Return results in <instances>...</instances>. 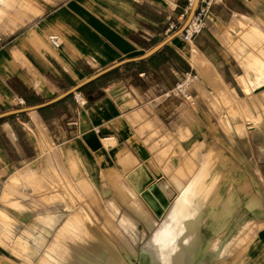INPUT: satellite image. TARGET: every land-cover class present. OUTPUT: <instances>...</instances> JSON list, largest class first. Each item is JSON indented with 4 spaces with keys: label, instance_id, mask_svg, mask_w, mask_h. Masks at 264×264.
Segmentation results:
<instances>
[{
    "label": "crops",
    "instance_id": "0c3cea01",
    "mask_svg": "<svg viewBox=\"0 0 264 264\" xmlns=\"http://www.w3.org/2000/svg\"><path fill=\"white\" fill-rule=\"evenodd\" d=\"M7 1L0 0V9ZM192 5L188 0H61L54 11L48 8L28 24L17 23L9 33L0 31V41H6L0 43V113L45 103L109 68L52 103L0 117L1 231L7 234L4 223H12L6 212L17 214L15 202L25 201L27 189L22 190L20 185L31 182L36 167H46L41 158L49 143L74 185L71 177L82 178L83 170L122 169L125 175V169L135 161L151 175L147 187L155 182L162 184L155 170L164 176L161 169L166 159L161 154L166 145H171L173 153L187 143L209 144L208 135L216 134L210 122L218 119L209 106L218 104L222 108L228 102L216 96L210 100L194 85L189 90L191 98L186 100L174 85L187 73H195L196 82L212 90L217 77L207 74L201 78L192 65L194 58L200 69L218 74L227 94L229 89L235 90L238 106L245 99L239 82L240 76L246 79L242 75L244 67L220 37L236 16L249 19L264 33V0H213L205 28L186 42L177 32ZM50 35L58 37L59 46L51 44ZM259 66L253 65L251 70ZM76 94L81 97L78 101ZM246 97L252 103V120L258 125L251 126V136L257 138L252 152L257 158L253 155L249 176L244 174L251 190L258 188L264 194V108L257 105L264 98V84L252 88ZM220 112L218 115H222ZM240 114L239 121H244L243 112ZM181 133L187 135L186 140L181 141ZM164 138L170 140L162 142ZM169 165L174 168L171 162ZM77 184L83 189L87 185L83 180ZM169 186L175 189L172 182ZM123 201L129 208L131 199L123 195ZM253 202L251 198L249 205ZM222 207L231 210L226 202ZM228 213L225 211L219 222L204 229L212 234L219 232L214 237L219 238V249L224 248L228 233ZM43 217L54 221L51 234L56 232V219ZM241 217L237 215L236 220ZM260 217L264 219V212ZM29 225L35 230L31 222Z\"/></svg>",
    "mask_w": 264,
    "mask_h": 264
},
{
    "label": "rangeland",
    "instance_id": "374dc122",
    "mask_svg": "<svg viewBox=\"0 0 264 264\" xmlns=\"http://www.w3.org/2000/svg\"><path fill=\"white\" fill-rule=\"evenodd\" d=\"M60 1L8 0L2 6L0 31L9 33L17 23L27 22L28 24L31 18L43 15L48 8L54 11ZM257 28L262 31L258 26ZM52 32L59 34L56 30ZM49 33L50 31L47 34ZM247 33L244 35L240 31L232 32L228 26L220 37L222 42L229 46L242 61L244 67L242 75L249 86V92H246L240 83L245 99L240 100L237 106L236 92H233L235 90L229 89L230 94H227V89L218 74L202 67L198 72L200 77L204 78L207 74L215 75L217 81L212 83L211 91L199 88L194 82L192 85L201 95L210 100L216 96L228 102V105H222V108L218 104L209 106L210 111L218 116L217 121L210 122L216 134L208 135L209 144L196 141L188 146L187 143V146L179 147V152L173 153L171 145H166L161 154V158L166 159L165 167L161 169L164 176L158 175L161 183L163 185L166 183L164 190L168 191V201L174 202L173 207L177 215H179L178 209L182 206L186 207V210L182 211L183 214L179 215L183 236L178 237L177 248L173 249V253L177 257H182L187 264H264V219L260 217L264 212V194L258 188L252 191L246 181V174L251 173L253 155L257 158V154L252 152L255 138L251 136V126L256 124L257 128L258 125L252 120V103L246 94H249L252 88L255 89L264 84V36L254 32L253 35L250 34L251 32L248 33L250 35ZM0 43H6V41H0ZM258 64H260L259 67L251 70L253 65ZM257 105L261 109L264 108V98L261 97L260 104ZM218 112L222 115H218ZM240 112H243L244 121H239ZM219 127H221L220 130H216ZM180 136L181 141L187 139L185 134L181 133ZM169 140L164 138L162 142ZM259 141L262 139L260 138ZM46 152L41 161H45L47 168H44L43 164L36 167L33 171L35 176L31 171L32 176L29 178L31 182L26 183L25 186L20 185L22 190H27H25V201L15 202L17 214L6 212L12 223L10 221L4 223V228L9 233L5 234L0 230V245L3 247L0 249V264H37L38 259L30 257L27 246L32 242V237L39 232L38 226L45 219L42 216L51 215L56 219L54 230L57 231L53 237L47 238L51 240L49 243H55L56 236H64L72 229L70 226H65V222L68 216L76 211L90 214L104 232V239L108 238L109 243L122 250L121 253L129 264L163 263L162 257L149 252L152 245L159 242L165 250L169 251L170 241L158 230L162 220L152 212L149 206L155 218L152 226L137 215L138 212L135 209H132V204L137 202L139 196L127 179L132 174V169L128 172V169H125V175L122 169H97L93 173L91 170H83L80 174L82 178L71 177L76 183L74 185L67 177L65 169L60 166L57 152L50 143L47 144ZM222 157H224L223 163ZM160 162L163 163V160ZM170 162L174 166L173 169L169 165ZM168 165L170 167H167ZM196 177L198 180L194 183ZM78 180H83L87 184L84 189L77 184ZM169 182H172L176 190H172ZM15 186H18L16 181ZM180 190L182 193L178 197ZM123 195L131 199L130 209L123 201ZM251 198L254 202L249 205ZM113 202H116V206H113ZM222 202H226L231 210H224ZM255 207L256 210H253ZM21 209H24L23 212H27L29 216L23 214ZM225 211L229 212L226 216V226L229 228L224 238V248L219 249V238H214L215 235H219V232L212 234L204 229L219 222ZM239 214L242 217L240 221L239 218L237 221L236 216ZM30 222L35 230L29 225ZM27 230L31 232H26ZM203 233L213 241H209L208 238L203 243L196 241L197 248L195 246L192 248L196 235ZM84 239L90 241L89 236ZM76 243L82 244L79 241ZM57 248L59 251L60 246ZM47 249L48 245L41 257ZM52 254L53 261L57 263L63 261L56 250ZM51 260L49 263L54 264Z\"/></svg>",
    "mask_w": 264,
    "mask_h": 264
},
{
    "label": "bare ground",
    "instance_id": "6f19581e",
    "mask_svg": "<svg viewBox=\"0 0 264 264\" xmlns=\"http://www.w3.org/2000/svg\"><path fill=\"white\" fill-rule=\"evenodd\" d=\"M232 20L233 21L229 25V28L232 32L240 31L244 35H246V32H251L250 34L252 35L254 33H258L260 36H264L262 31L257 30V26L249 19L241 16H236ZM240 42L242 41L240 40ZM191 60L193 63L192 65L195 66L196 70L199 72L200 68L195 63L194 58H192ZM240 77L239 82L242 84L246 92H249L247 80ZM193 82L194 84L196 83V86H198L199 88L207 91V89L203 87V84L201 85L199 82H196V80ZM39 132L42 133V131ZM42 135L45 136L44 133ZM131 169L132 174L129 175L127 179L132 185V189H134L135 192H137V194L139 195L137 197V202L132 204V209H135L138 212L136 214L140 215V217L145 222H147V224L152 226L155 222V218L149 210L150 208L156 214V216L160 217V219L162 220V224L159 226L160 229L158 228V230H160V232L170 241L169 251L165 250L159 242V244L152 245L149 253H154L162 257V264H187L182 257H177L173 253V249L177 248L176 243L178 237L183 236V228L179 215L183 214L182 211H185L186 207L182 206L181 209H178L179 215H177L173 207L174 202L170 203L168 201V191L164 190V185L166 183L164 185H159L155 184V182L147 188L146 185L147 182L151 179V175L139 163L134 162L131 165V168L127 170V172ZM155 173L159 174V170H155ZM181 193L182 192L180 190L178 193V197L181 195ZM23 210L24 209H21L20 211H22L23 214L28 215V213L25 211L23 212ZM73 213L72 215L68 216L65 222V226H70L72 229L69 230L68 233L64 236H56L54 241L55 243H49L51 240L47 239L48 237L50 238V236L53 237L55 233L54 232L53 234H51V231L53 229V220L49 217H46L38 226L39 232L32 237V242H30L27 246L30 257H35L38 259L36 262L37 264H50L49 261L51 259V261H53L52 252H55V250L59 254V256L63 258V261L61 260L57 263L54 260V264H61L60 262H64L65 264H129L121 253L122 250L115 247L116 245L114 246L113 244L109 243L108 238V240L104 239V232L95 223L90 214L83 211H76V213ZM86 236H89L90 241L84 239V237ZM205 239H207V237L204 233L199 235L197 234L195 240L192 243L193 247H191L197 248L196 241L203 243ZM76 241H79L82 244H77ZM157 241L159 240L157 239ZM47 245L48 249L44 252L43 257H41V254H43V251L45 247H47ZM57 246H60L59 251H57ZM181 253H183L182 250Z\"/></svg>",
    "mask_w": 264,
    "mask_h": 264
},
{
    "label": "built area",
    "instance_id": "2783aa9c",
    "mask_svg": "<svg viewBox=\"0 0 264 264\" xmlns=\"http://www.w3.org/2000/svg\"><path fill=\"white\" fill-rule=\"evenodd\" d=\"M213 0H198L197 7L189 22L185 25L182 32L180 33L181 38L190 42L193 38L198 35L206 26L207 14ZM189 4H193L194 0H188ZM49 41L53 46H59L60 42L56 35H50ZM197 80V75L187 73L185 78L182 81L176 82L174 85V90L186 100L191 98L190 87L192 82ZM80 95H75V100H79ZM20 103H23V100L20 99Z\"/></svg>",
    "mask_w": 264,
    "mask_h": 264
},
{
    "label": "water",
    "instance_id": "95a60500",
    "mask_svg": "<svg viewBox=\"0 0 264 264\" xmlns=\"http://www.w3.org/2000/svg\"><path fill=\"white\" fill-rule=\"evenodd\" d=\"M197 4H198V0H194V3H193L192 8H191V10H190V13H189V15H188V17H187L185 23L183 24V26H182V27L180 28V30L177 32V34L181 33L182 30H183V28L185 27V25L189 22L190 18L192 17L193 13L195 12V9H196V7H197ZM166 41H167V40H165V41L161 42L160 44H158L157 46H155V47H154L153 49H151L146 55L152 53L153 51H155L156 49H158L159 47H161L163 44L166 43ZM146 55H145V56H146ZM108 69H109V68H108ZM108 69H105V70H103V71H100V72H98V73H96V74L90 76L89 78H87V79L84 80L83 82L79 83L78 85L74 86V87L71 88L70 90L64 92L63 94H61V95H59V96H57V97H55V98H53V99H51V100L45 102V103H42V104H39V105H36V106H33V107L24 108V109H18V110H12V111H7V112H4V113H0V117H1V116H4V115H7V114H11V113H18V112H21V111L26 110V109H33V108L35 109V108H38L39 106H42V105H46V104L52 103V102H54V101L60 99V98L63 97L64 95L69 94V93H71V92L77 90L80 86H82V85L85 84L86 82L92 80L93 78H95L96 76L100 75L101 73H103L104 71H106V70H108Z\"/></svg>",
    "mask_w": 264,
    "mask_h": 264
}]
</instances>
